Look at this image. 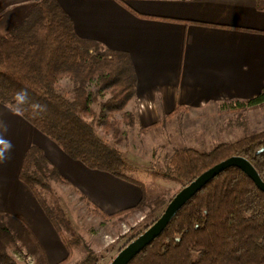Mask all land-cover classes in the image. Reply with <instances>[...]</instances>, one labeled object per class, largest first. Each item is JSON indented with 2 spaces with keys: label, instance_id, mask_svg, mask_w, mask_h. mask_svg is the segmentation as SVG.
<instances>
[{
  "label": "trees",
  "instance_id": "1",
  "mask_svg": "<svg viewBox=\"0 0 264 264\" xmlns=\"http://www.w3.org/2000/svg\"><path fill=\"white\" fill-rule=\"evenodd\" d=\"M118 1L126 5L124 0ZM64 80L69 82L65 91L59 86ZM136 84L130 55L81 38L57 0H38L23 20L0 37V103L23 116L71 158L141 188L142 197L136 205L110 214L78 193L89 212L103 221H122L149 207L144 228L132 226L133 236L111 259L153 224L173 198L151 200L144 183L125 173L129 162L122 151L99 132V127L106 129L118 121L117 113L127 125L136 124L137 116L127 110L135 98ZM263 104L264 88L255 97L233 101V109ZM185 108L177 105L168 116ZM234 155L248 159L264 180V129L210 151L175 148L162 175L179 181L182 188ZM18 176L67 247L66 258L56 263L65 264L74 240L64 234V211L58 203L55 207L51 204L49 195H55V184L69 185L71 191L74 188L36 144L25 151ZM12 247L34 256L36 264H49L31 228L19 217L0 211V264H19L10 253ZM102 256L90 250L77 264H99ZM128 264H264V191L239 167L226 168L193 195Z\"/></svg>",
  "mask_w": 264,
  "mask_h": 264
},
{
  "label": "crops",
  "instance_id": "2",
  "mask_svg": "<svg viewBox=\"0 0 264 264\" xmlns=\"http://www.w3.org/2000/svg\"><path fill=\"white\" fill-rule=\"evenodd\" d=\"M37 1L0 0V37ZM57 1L81 38L130 55L137 84L127 110L135 112L144 128L177 105L203 112L255 97L264 88L262 0H124L128 7L118 0ZM33 144L44 150L75 190L106 213L136 205L142 190L71 158L0 103V211L22 219L42 244L48 263L56 264L68 253H57L56 245L53 253L47 247L49 241L58 244L59 235L18 176L24 153Z\"/></svg>",
  "mask_w": 264,
  "mask_h": 264
},
{
  "label": "rangeland",
  "instance_id": "3",
  "mask_svg": "<svg viewBox=\"0 0 264 264\" xmlns=\"http://www.w3.org/2000/svg\"><path fill=\"white\" fill-rule=\"evenodd\" d=\"M59 86L65 91L69 88V82L61 81ZM131 112L135 114L134 111ZM115 116L118 121L106 129L99 127V132L122 151L129 162L125 173L144 183L151 200L157 196L168 200L181 189L179 181L162 175L175 148L191 147L210 151L223 142L234 141L245 134L264 129V104L241 110L233 109V103L221 104L203 112L185 108L172 116L161 115L157 123L147 128L138 122L133 126L127 125L121 120V113ZM70 189L69 185L55 184V195H49L51 204L55 207L58 203L64 211L67 219L63 226L64 234L74 240L71 255L65 264L79 263L90 250L103 255L99 264H109L116 251L133 236L134 232L130 228H144V222L150 215L149 207L136 211L122 221L116 218L103 221L89 212L77 190ZM161 211L162 208L159 212ZM60 220L63 221L61 216ZM48 243L47 247L52 253L55 249L57 253L59 249L62 250L64 256L68 253L61 238L58 244ZM111 245V251L107 252V247ZM16 252H23L24 256L27 253L16 247L10 249L11 255L19 264H26L24 260L16 258Z\"/></svg>",
  "mask_w": 264,
  "mask_h": 264
},
{
  "label": "water",
  "instance_id": "4",
  "mask_svg": "<svg viewBox=\"0 0 264 264\" xmlns=\"http://www.w3.org/2000/svg\"><path fill=\"white\" fill-rule=\"evenodd\" d=\"M236 166L243 170L264 191V180L259 175L254 165L245 157L234 155L205 170L193 181L183 186L169 201L162 214L145 231L125 245L111 260L109 264H128L139 252L142 251L154 238H156L169 224L177 211L212 178L228 167Z\"/></svg>",
  "mask_w": 264,
  "mask_h": 264
},
{
  "label": "built area",
  "instance_id": "5",
  "mask_svg": "<svg viewBox=\"0 0 264 264\" xmlns=\"http://www.w3.org/2000/svg\"><path fill=\"white\" fill-rule=\"evenodd\" d=\"M262 1L264 3V0H262ZM105 236H108V234H106ZM25 255H27V256H24L23 252L22 253L21 252L15 253V256L18 260H24V262H26V264H35V258L31 254H25Z\"/></svg>",
  "mask_w": 264,
  "mask_h": 264
}]
</instances>
